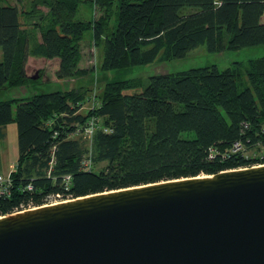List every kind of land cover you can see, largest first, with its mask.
Masks as SVG:
<instances>
[{
  "label": "trees",
  "instance_id": "1",
  "mask_svg": "<svg viewBox=\"0 0 264 264\" xmlns=\"http://www.w3.org/2000/svg\"><path fill=\"white\" fill-rule=\"evenodd\" d=\"M85 2L97 7V18L79 17ZM38 5L49 8L40 37L22 27L17 5L0 0V91L29 83L30 56L58 58L61 80L93 72L79 66L89 31L105 72L184 58L204 43L211 53L264 45V0H34ZM90 90L85 84L0 101V128L16 124L18 148L0 216L52 199L264 164V56L225 69L105 81L101 105L87 116L80 109ZM92 116L104 126L90 140L75 136ZM237 142L243 150L232 152Z\"/></svg>",
  "mask_w": 264,
  "mask_h": 264
},
{
  "label": "water",
  "instance_id": "2",
  "mask_svg": "<svg viewBox=\"0 0 264 264\" xmlns=\"http://www.w3.org/2000/svg\"><path fill=\"white\" fill-rule=\"evenodd\" d=\"M0 216V264H264V164Z\"/></svg>",
  "mask_w": 264,
  "mask_h": 264
},
{
  "label": "rangeland",
  "instance_id": "3",
  "mask_svg": "<svg viewBox=\"0 0 264 264\" xmlns=\"http://www.w3.org/2000/svg\"><path fill=\"white\" fill-rule=\"evenodd\" d=\"M8 1V0H7ZM11 4L18 6L20 10L21 24L23 28L36 30L37 37H40L41 26L44 25L43 17L49 13V8L38 5L34 6V0H9ZM100 11L96 6L83 3L80 8L79 17L84 20L97 18ZM115 19V18H114ZM83 58L79 63L82 68L92 69L87 76L73 78L70 80L59 79L56 76L59 60L58 58L47 59L43 57L30 56L26 64V74L30 79L29 83L22 87L10 90L0 91V101L11 100L15 98H27L35 93L50 92L55 90H69L79 85H87L91 89L86 96V100L81 104L80 113L90 115L97 112L101 105V96L105 81L116 79H129L136 77L148 78L151 75L159 73H172L187 70L190 68L217 66L219 69L230 67L235 62H246L250 59H256L264 56V45L245 47L239 50H224L219 53H211L208 51L206 44H201L191 50L186 57L179 59L164 60L163 62H155L145 65H137L130 69L111 70L108 72L100 69L103 54L93 44L91 32H86L84 40L81 44ZM96 117L97 119H94ZM99 127H103L104 123L101 117L92 116ZM12 124L14 130L15 123ZM8 124V125H11ZM3 126L1 128L7 127ZM74 133L75 136H82L88 140L91 132L88 128L79 127ZM1 152L6 155V163L3 162L4 169L0 170V184L4 192L8 191L7 186L11 183L10 175L16 168L15 161L18 153L17 148V127L16 133H6L5 139L0 138V160ZM257 150H252V157H257ZM105 166V163H98L94 168L98 172ZM61 199H52L51 202H58ZM32 208V207H31Z\"/></svg>",
  "mask_w": 264,
  "mask_h": 264
},
{
  "label": "built area",
  "instance_id": "4",
  "mask_svg": "<svg viewBox=\"0 0 264 264\" xmlns=\"http://www.w3.org/2000/svg\"><path fill=\"white\" fill-rule=\"evenodd\" d=\"M94 119H97L96 117H93ZM94 119H90V121H89V123H88V126L86 127V128H88L89 130H90V132H91V135H90V137L92 136V134L94 133V131L96 130V128H97V122H95V120ZM105 131H107V129H105ZM89 137V138H90ZM243 149H242V146L240 145V143H235V145H234V147L232 148V152H239V151H242ZM210 152H211V154H210V156L212 157V156H214L215 157V155H216V152H215V150L214 149H210ZM225 154L226 153H223V156H225ZM89 163V162H88ZM87 163V164H88ZM69 177H67V179H68ZM6 183H2L1 182V184H0V193H4V191H3V189H1V186H3V185H5ZM28 188H31L30 186L28 187Z\"/></svg>",
  "mask_w": 264,
  "mask_h": 264
},
{
  "label": "crops",
  "instance_id": "5",
  "mask_svg": "<svg viewBox=\"0 0 264 264\" xmlns=\"http://www.w3.org/2000/svg\"><path fill=\"white\" fill-rule=\"evenodd\" d=\"M12 124L11 125H8L7 127H4V128H0V138H3L5 139L6 137V133H16V126L13 127L15 128L14 130L12 129ZM1 160H0V170L4 169V165H3V162L6 163V155L5 153L1 152ZM17 157H18V153H17ZM17 160V158H16ZM16 163V161H15Z\"/></svg>",
  "mask_w": 264,
  "mask_h": 264
},
{
  "label": "bare ground",
  "instance_id": "6",
  "mask_svg": "<svg viewBox=\"0 0 264 264\" xmlns=\"http://www.w3.org/2000/svg\"><path fill=\"white\" fill-rule=\"evenodd\" d=\"M204 176V175H203ZM198 177H200V176H198ZM52 203H57V202H52ZM45 205H47V204H45Z\"/></svg>",
  "mask_w": 264,
  "mask_h": 264
}]
</instances>
